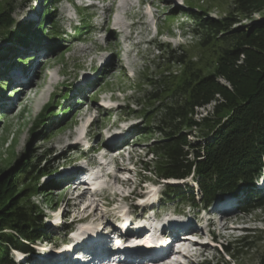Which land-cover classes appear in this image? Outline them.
<instances>
[{
  "label": "rangeland",
  "instance_id": "1",
  "mask_svg": "<svg viewBox=\"0 0 264 264\" xmlns=\"http://www.w3.org/2000/svg\"><path fill=\"white\" fill-rule=\"evenodd\" d=\"M8 1L14 4L11 29L16 34L11 42L0 37V225L5 215L2 206L10 198L1 200L5 188L11 186L13 193L29 188L25 193L44 214L45 232L52 238L60 236L36 242L41 256L31 255L20 264H39L66 235L83 236L86 224H76V217L89 214V222L102 223L111 209L129 205L140 194V186L153 187L152 196L164 194L163 201L171 202L164 213L191 210L192 215H201L203 224L209 216L215 218L211 220L215 224L203 225L198 241L192 240L203 255L179 254L181 264H264V206L242 209L254 205L256 196H264L258 188L261 180L241 185L239 199L227 196L207 208L198 201L203 181L194 168L186 179L175 182L157 179L153 172L164 154L162 147L175 139L196 142L202 155L198 157V150L189 157L205 159L204 145L212 140L214 130L202 119L214 109L216 98L233 96L250 84L254 49L263 33L264 0L245 6L239 0H50L55 14L44 24L48 28L44 37L34 32L45 20V1L0 0V5ZM88 3L92 5L86 7ZM209 20L222 29L206 32L202 23ZM20 25L28 31L21 33ZM53 32L61 37L55 38ZM236 48L245 52L238 63H244L246 71L230 73L237 68L229 60ZM214 89L223 93H215L205 106L193 107L199 94L209 98ZM79 132L95 150L101 148L103 163L92 173L117 169L127 180L117 183L118 174L98 176L96 185L102 192L78 198V188L69 181L75 175L72 171L82 169L80 164L74 166L79 153L70 162L59 145ZM51 151L59 157H46ZM90 157L92 152L86 160ZM31 161L52 170L41 174L43 170L32 169L25 174L22 168ZM171 185L195 192L198 202L176 194L169 198L165 189ZM89 198L93 205L88 206ZM224 245L231 251L226 252Z\"/></svg>",
  "mask_w": 264,
  "mask_h": 264
},
{
  "label": "trees",
  "instance_id": "2",
  "mask_svg": "<svg viewBox=\"0 0 264 264\" xmlns=\"http://www.w3.org/2000/svg\"><path fill=\"white\" fill-rule=\"evenodd\" d=\"M44 1L46 3L45 20L42 19L43 24L41 23L40 30L37 29L34 32L41 37H44L45 32L48 30L44 24L46 21L52 20L55 14V12L53 13L54 8L50 6V0ZM255 1L239 0V5L245 6ZM13 5V2L10 3L9 1L6 2L5 6L0 5V37L9 42L16 34L15 30L11 29L15 22L11 14ZM202 24V28L208 33L218 32L222 29L218 23L212 20H209V23ZM43 26L44 28H42ZM83 26L86 27V24L83 23ZM19 28L21 33H26L29 29L28 27L24 30L23 25H20ZM51 29L49 28V32ZM84 29H87V27ZM260 31H263V33L258 47L254 49L256 54H254L253 64H251L252 67L250 66L248 73L250 84L247 88L234 92L233 96L227 95L221 100L213 97L215 93L220 96V93L223 92L220 89H217V91L214 89L212 96L209 95V98H205L207 95L199 94L197 96L199 99L193 102V107H201L210 103L213 99L218 100L214 109L202 119L203 125H207L210 130H214L212 140L204 145L205 159H198L202 154L199 147L196 148V142H186L184 144L185 140L175 139L170 143H165V146L162 147L164 154L159 157L160 159L153 168L156 177L162 179H186L192 173V168H194V174L199 175L203 181L201 193L202 202L205 205H208L220 192H232L244 187L241 185L250 186L260 170L262 172L261 165L264 156V27L260 28ZM53 34L55 38L60 36L57 32H53ZM30 36L32 38V35ZM27 38L28 35L22 41H27ZM26 44L28 45V42ZM241 53L244 54L245 52H242L239 48L234 49L231 53L229 60L233 64L236 63L237 68L231 69L230 73L241 71V69L246 71L244 63H238ZM153 98H158V96H153ZM145 114L147 116L149 112ZM197 123L190 121V124ZM145 134H148V132H145ZM198 150V157L191 159L189 155ZM51 152L46 157H55L58 154L57 151ZM22 169L25 174H28L32 169H36L38 173L43 170L41 174L49 173L52 170V168L41 169L40 165L33 161ZM52 183V185H57L56 182ZM10 187L5 188V194L1 196V200L6 201L10 195L8 201L2 206V209H5V215L0 225V264H16L12 257V250L30 253L34 251L33 246L36 242L40 240L54 241L52 236L47 234L43 228L44 214L34 208L35 206L29 201V194L25 193L29 188L25 192L13 193V189ZM170 188L171 192H168L170 195L174 193L182 199L195 201L194 193L186 192L181 185H171ZM248 190H251V188ZM255 199L254 205L242 209L248 212L252 208L264 206V196L259 195ZM9 213L10 215H8ZM223 248L226 252L231 251L228 245H224Z\"/></svg>",
  "mask_w": 264,
  "mask_h": 264
},
{
  "label": "bare ground",
  "instance_id": "3",
  "mask_svg": "<svg viewBox=\"0 0 264 264\" xmlns=\"http://www.w3.org/2000/svg\"><path fill=\"white\" fill-rule=\"evenodd\" d=\"M92 125V124H91ZM91 125L90 126H88L87 128L89 129L90 127H91ZM264 174V169H262V172H261V174H260V176L261 175H263ZM96 180H97V178H96ZM96 180H94L92 183H93V185H94V187H96L97 185H96ZM261 179L260 178H258L257 180H256V182H255V185L256 184H258V182L260 181ZM254 184V183H253ZM263 185H264V182H263ZM242 190V188H238L235 192H233V193H221V195L222 196H224V197H227V196H236V197H238V195H237V191H239V190ZM253 191V190H252ZM262 194H263V192H262ZM82 197V194H81V196H79L78 198H81ZM126 214L127 215H129L130 213H129V210L128 209H126ZM214 220V219H213ZM214 221H212V223H213ZM155 223V222H154ZM108 225H110V222H108ZM114 227V226H113ZM66 230H67V227L65 228ZM189 232V234H187V235H198V234H203V232L199 229V228H195V227H191L189 230H188ZM139 235H142V233H139ZM185 237V236H184ZM190 241V242H189ZM192 242V243H191ZM194 242H196V241H194ZM192 240H189V238H187V236H186V239H184V240H182V248L184 249V251H185V253H183V252H179L178 253V255L180 254V255H184V256H189V255H192V253H195V254H198V255H200V256H202L203 255V253H204V251L203 250H196V252H194V251H192L191 253H190V250L192 249V248H196V246H197V243H194ZM191 246H194V247H192L191 248ZM41 256V255H40ZM48 255L46 254V255H44V258H46ZM172 258V256H170V257H168V258H162V259H158V260H155V261H152V262H150V263H147V264H167V262H168V260L169 259H171ZM177 260H178V262L176 261L174 264H181L182 263V260L181 259H178L177 258ZM190 264V263H189Z\"/></svg>",
  "mask_w": 264,
  "mask_h": 264
}]
</instances>
